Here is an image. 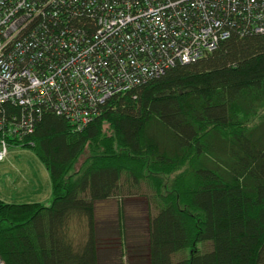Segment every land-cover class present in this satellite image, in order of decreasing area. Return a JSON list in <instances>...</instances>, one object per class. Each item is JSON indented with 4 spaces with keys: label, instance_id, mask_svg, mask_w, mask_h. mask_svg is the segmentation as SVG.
<instances>
[{
    "label": "trees",
    "instance_id": "1",
    "mask_svg": "<svg viewBox=\"0 0 264 264\" xmlns=\"http://www.w3.org/2000/svg\"><path fill=\"white\" fill-rule=\"evenodd\" d=\"M20 147L48 170L53 197L49 206L0 200L5 264H97L95 202L142 185L155 211L147 264H264V35L233 33L111 97L80 133L44 111ZM83 219L87 235L73 244L70 226Z\"/></svg>",
    "mask_w": 264,
    "mask_h": 264
},
{
    "label": "built area",
    "instance_id": "2",
    "mask_svg": "<svg viewBox=\"0 0 264 264\" xmlns=\"http://www.w3.org/2000/svg\"><path fill=\"white\" fill-rule=\"evenodd\" d=\"M233 33L264 35V0H0V162L44 111L80 133Z\"/></svg>",
    "mask_w": 264,
    "mask_h": 264
},
{
    "label": "rangeland",
    "instance_id": "3",
    "mask_svg": "<svg viewBox=\"0 0 264 264\" xmlns=\"http://www.w3.org/2000/svg\"><path fill=\"white\" fill-rule=\"evenodd\" d=\"M257 117L250 123L254 124ZM250 125V124H249ZM9 153L6 161L0 162V178L6 176V168L11 167L15 172L21 171L22 167L30 166L31 163L35 165L39 163L36 160L37 156L32 150L22 148L20 146H11L8 148ZM87 155L83 154L79 157L78 161L73 167V171L77 172L82 170L85 166L84 159ZM1 188L5 187L0 182ZM140 192H134L132 196L126 198H118L122 200V211L120 218L121 228L123 229V257L118 256L117 250H109L106 253L105 264H147L145 256H142V247L145 246L147 241V224L149 215L155 213L149 207L148 195L146 196L143 191V185ZM49 206V205H48ZM119 205L114 202H108V207H97L98 216L95 217V232L101 241H104L103 232L115 234L118 228L119 214L117 216ZM104 220H101L104 218ZM70 233L73 235L75 241L81 240L82 234L87 235V223L85 221L76 220L70 226ZM81 238V239H80ZM117 240V239H116ZM76 242H73L75 244ZM116 243V241H115ZM201 245H199L200 247ZM107 250V249H106Z\"/></svg>",
    "mask_w": 264,
    "mask_h": 264
},
{
    "label": "crops",
    "instance_id": "4",
    "mask_svg": "<svg viewBox=\"0 0 264 264\" xmlns=\"http://www.w3.org/2000/svg\"><path fill=\"white\" fill-rule=\"evenodd\" d=\"M6 159L7 157L3 161H1V163L6 161ZM36 160L39 161L38 165L31 163L30 166H24L21 168V171L18 172H15L11 167L6 168V176L0 178V182L3 186H5L3 188H1L0 186V200L11 204L37 203L43 206L50 205L53 196L49 172L38 158ZM108 202H114L122 207V200L118 198L97 201L95 202L94 219L98 216L97 207H108ZM104 219L105 217L101 220ZM83 221H85V219H83ZM122 233L119 234L118 232H116L115 234H111V232H103L102 238H104V241L101 242L97 234L95 233L97 264H105L108 248L109 250L114 251L116 249V253H118V256H121V258L123 257L122 254L124 247L122 241ZM69 235L71 240L74 242L73 235H71V233ZM82 237H85V235L82 234Z\"/></svg>",
    "mask_w": 264,
    "mask_h": 264
}]
</instances>
